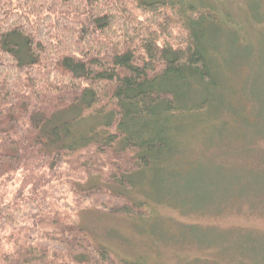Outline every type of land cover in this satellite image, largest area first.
Wrapping results in <instances>:
<instances>
[{
    "label": "trees",
    "instance_id": "obj_1",
    "mask_svg": "<svg viewBox=\"0 0 264 264\" xmlns=\"http://www.w3.org/2000/svg\"><path fill=\"white\" fill-rule=\"evenodd\" d=\"M246 29L212 0H0V264H149L114 253L79 208L151 218L127 191L179 205L149 188L194 182L188 135L223 155L241 140L203 137L264 133L228 76L256 54ZM221 170L213 186L241 182Z\"/></svg>",
    "mask_w": 264,
    "mask_h": 264
},
{
    "label": "rangeland",
    "instance_id": "obj_2",
    "mask_svg": "<svg viewBox=\"0 0 264 264\" xmlns=\"http://www.w3.org/2000/svg\"><path fill=\"white\" fill-rule=\"evenodd\" d=\"M212 2L225 15L230 13L244 24L247 28L246 36L255 30L252 42L256 54L251 60V67L246 69L245 65L241 66L237 74L230 73L228 76L238 93L242 92L239 102L235 98L233 104L237 106L243 103L247 113L263 116L264 0ZM249 9L253 17L262 24L261 27L246 22L248 16L252 15ZM226 60L229 59L222 60V63L225 64ZM213 128H205L204 134H212ZM203 139L241 141L229 143L226 149H229L228 152L221 155L218 151L208 152L203 149L202 139L196 140L188 135L185 146L180 145L186 153L182 159L186 158L187 163H193H188L187 171H193L194 182L184 184L181 179L170 180L167 173L166 178L170 182L153 178L150 184L149 190H154L157 197L166 191L175 202L184 207L176 204L171 206L167 199H146L144 188L147 191V187L143 188L142 182L141 187L127 191V195L137 202H146L145 217L151 218L138 220L120 214L113 215L86 200L88 205L79 208V212L88 231L120 257H144L149 264H247L241 257L247 258L250 264H262L255 257L264 254V241L261 240L264 239V202L255 198V194L251 192L255 189L264 190V133L259 134L256 129L247 127L240 137L216 135ZM223 163L225 166L220 167ZM220 169L226 172L225 180L230 179L229 174H237L241 182L213 186ZM102 173L107 175L109 166L102 169ZM100 178V174L94 173L85 182L88 181L87 184L90 183L91 186L102 184ZM67 195L68 202L72 203V194ZM247 249L251 251L247 252Z\"/></svg>",
    "mask_w": 264,
    "mask_h": 264
}]
</instances>
